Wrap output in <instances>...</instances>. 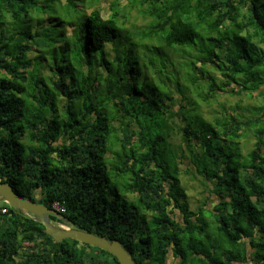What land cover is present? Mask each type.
<instances>
[{"label":"trees","instance_id":"16d2710c","mask_svg":"<svg viewBox=\"0 0 264 264\" xmlns=\"http://www.w3.org/2000/svg\"><path fill=\"white\" fill-rule=\"evenodd\" d=\"M100 1L0 0V182L49 208L63 203L54 224L116 239L137 264H264V0H112L107 14ZM133 11L146 23L130 24ZM178 46L209 76L207 104L215 82L261 97L243 114L191 121L182 146L172 122L190 108L138 82ZM180 151L213 208L184 202ZM3 203L0 264H120L98 246L55 242L33 214Z\"/></svg>","mask_w":264,"mask_h":264},{"label":"rangeland","instance_id":"374dc122","mask_svg":"<svg viewBox=\"0 0 264 264\" xmlns=\"http://www.w3.org/2000/svg\"><path fill=\"white\" fill-rule=\"evenodd\" d=\"M111 1L112 0L100 1L99 5L105 14L111 11ZM126 3V0L121 1L122 6H124ZM129 23H135L137 26H140L146 23V19L139 16L137 11H133ZM149 46H156L159 48L161 47V45H158L156 41L152 40L149 43ZM167 49H172L173 51H177L178 49L179 53H174L172 55L170 53H167V63H162L161 59L158 60L160 56H157V59L154 61V67L151 66V68H149V71L143 66L144 69L143 71L141 69V78L138 79V82L139 84H144L147 87V91L149 89H151V91H154L155 87L156 89L158 87L160 95L157 100L159 102H161L162 99L168 102V96L171 94V96L175 98L173 104L177 110L181 107L180 105L182 103L186 104L190 108L192 116L190 115V113L188 115H181L177 117L174 122H172V124H175V127L174 134H172L170 139L175 146L184 145L183 132L180 129L189 125L191 121L192 123L195 122L196 125L198 123L199 125L202 124L207 126V122H212L213 117L216 114H220L222 112V108H227L228 110L232 108V110L236 112V114H243L244 111L241 110L243 106L249 107V105H254L255 102H257L259 99L261 100V97H257L253 101H248L250 98H247L245 96L241 97L239 96V94L231 96L228 93L226 94L224 90H222L220 82H215V85L217 84L216 88H214L216 92H211V102L207 104L204 101V95L208 90L207 80L209 79V76L205 74L206 72L204 73V75H201V65L198 62L196 68H198L199 71L195 72L196 65L192 64L191 62L192 60L196 59V55L194 54V51L191 50V46H178L177 48L164 47V49H162V53L166 54V52L169 51ZM148 53L151 56L157 54H152V52ZM211 71L214 70L211 68ZM200 83L204 87V94L201 93L199 88L197 87V84ZM149 95L150 93H148V97ZM183 96L186 97L187 101L184 100ZM188 102L191 104L190 106L188 105ZM176 125H178V128L176 127ZM252 145L253 136L249 134L244 135L240 143L242 152L247 153L251 149ZM177 164L179 168V181L181 182L182 188L187 192L186 200L183 201L186 202V204L189 206L188 208L194 212L197 211L199 205L201 204L205 205V207L207 208H213L217 203H215L217 197L211 193L209 187L206 188V186L203 184V178L195 174L196 170L194 164L190 159L189 152L184 151V154L182 155V152L180 151L178 153ZM209 186H212L211 183L209 184ZM127 197L130 200H134L135 194L130 193L127 195ZM2 204L4 203L0 201V206ZM180 215L181 213L177 211L178 218L180 217ZM57 225H65L67 227H70L63 223H57ZM215 226L216 225L210 227V231L212 233L215 232ZM15 257V259H18V256ZM219 258L221 259L222 257L219 256ZM168 262L170 264H177L178 259L171 256Z\"/></svg>","mask_w":264,"mask_h":264},{"label":"water","instance_id":"95a60500","mask_svg":"<svg viewBox=\"0 0 264 264\" xmlns=\"http://www.w3.org/2000/svg\"><path fill=\"white\" fill-rule=\"evenodd\" d=\"M0 199H3L14 208L33 214L36 221L45 227V232L57 243L67 238L75 239L109 251L117 258L120 264H137L129 252L116 239L111 241L106 237L80 228L54 224L50 219L51 215L57 214L54 208H49L42 202L24 198L14 190L10 183L0 182Z\"/></svg>","mask_w":264,"mask_h":264},{"label":"built area","instance_id":"2783aa9c","mask_svg":"<svg viewBox=\"0 0 264 264\" xmlns=\"http://www.w3.org/2000/svg\"><path fill=\"white\" fill-rule=\"evenodd\" d=\"M53 208L59 213L65 212L63 203H60L58 201L53 204ZM3 211H6V209H3Z\"/></svg>","mask_w":264,"mask_h":264},{"label":"flooded vegetation","instance_id":"af4514ba","mask_svg":"<svg viewBox=\"0 0 264 264\" xmlns=\"http://www.w3.org/2000/svg\"><path fill=\"white\" fill-rule=\"evenodd\" d=\"M0 201H2V202H3L4 200H3V199H0Z\"/></svg>","mask_w":264,"mask_h":264},{"label":"crops","instance_id":"0c3cea01","mask_svg":"<svg viewBox=\"0 0 264 264\" xmlns=\"http://www.w3.org/2000/svg\"><path fill=\"white\" fill-rule=\"evenodd\" d=\"M242 110V109H241ZM253 142H254V139H253ZM246 154V153H245Z\"/></svg>","mask_w":264,"mask_h":264}]
</instances>
